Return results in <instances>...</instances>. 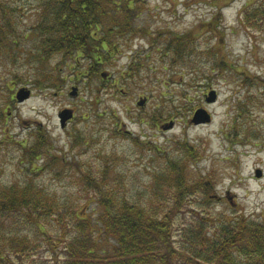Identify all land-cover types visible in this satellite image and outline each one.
Instances as JSON below:
<instances>
[{"label":"rangeland","instance_id":"obj_1","mask_svg":"<svg viewBox=\"0 0 264 264\" xmlns=\"http://www.w3.org/2000/svg\"><path fill=\"white\" fill-rule=\"evenodd\" d=\"M4 1L14 15L0 40V187L33 181L47 203L34 223L0 217L7 236L31 244L16 264H65L74 218L95 223L107 195L152 213L173 211L176 260L189 258L182 247L202 219L209 236L224 218L264 223V25L246 22L264 0H133L129 30L110 37L107 30L126 23L112 7L115 21H104L95 37L115 41L120 52L96 75L86 58L43 63L38 0ZM21 90L31 92L22 103ZM211 90L219 98L208 105ZM200 108L211 123L192 124ZM65 109L75 116L63 129ZM40 128L50 140L39 156H26ZM182 164L192 194L176 211L180 178L172 167ZM107 240L105 249L114 241Z\"/></svg>","mask_w":264,"mask_h":264},{"label":"trees","instance_id":"obj_2","mask_svg":"<svg viewBox=\"0 0 264 264\" xmlns=\"http://www.w3.org/2000/svg\"><path fill=\"white\" fill-rule=\"evenodd\" d=\"M7 3L0 0L2 42V25L12 12ZM38 3L41 6L38 28L42 55L40 60L47 64L54 55H60L63 63L66 60L78 62L77 58H86L93 60L89 69L90 72L93 71V75L99 72L105 61L109 62L113 55L120 52L115 41L100 42L95 37L104 21H115L116 16L111 15L110 9L114 7L116 12L125 14L126 22L107 30L111 37L117 30H129L132 15L128 16V13L136 7H130L134 4L133 0H38ZM263 9L264 6L259 5L246 16L247 24L252 25L254 30L261 24L264 25ZM97 41L98 44L95 43ZM55 70V67L52 68L53 72ZM48 74L50 73H44L47 76ZM60 78L59 74L50 75L51 86L57 87L56 83ZM45 80L46 78H42L40 81L43 83ZM37 136L35 144L26 148V156H39L37 152L41 145L50 140L45 128H40ZM187 151L190 157L197 159L191 148ZM183 167V164L172 167L174 178H180L176 186L179 194H176L173 207L176 211L181 199L192 194L187 186ZM204 185L211 188L210 182ZM110 198L108 195L107 199L99 198L105 208L95 223L74 218L71 227L74 236L66 246L65 264H197L195 261L206 264H264V223L248 221L245 218H224L215 223L217 226L214 235L209 236L206 221L202 219L200 223H193L194 227L190 229L192 238L189 237L190 241L183 244L182 252H187L186 257L189 258L176 260L171 241L174 230L173 211L169 210L164 214L152 213L128 203L126 199L119 200L117 196ZM46 205L44 192L37 189L33 181L22 186L14 184L5 189L0 187V217L11 215L34 223L42 218ZM58 223H61V219ZM102 236L106 242L109 238L114 239L106 249L103 247ZM183 239L186 240V237L183 236ZM29 247L31 244L28 242L15 241L13 237L7 236L5 230L0 229V264H16L24 258Z\"/></svg>","mask_w":264,"mask_h":264},{"label":"water","instance_id":"obj_3","mask_svg":"<svg viewBox=\"0 0 264 264\" xmlns=\"http://www.w3.org/2000/svg\"><path fill=\"white\" fill-rule=\"evenodd\" d=\"M77 94H78V89L76 87L72 88L70 95L74 97V96H77ZM30 95H31L30 91L21 90L17 94V99L20 103H22L25 100H27ZM217 99H218V93L215 90H211V92L206 97V103L215 104L217 102ZM144 104H145V99H142L139 102V105L144 106ZM73 117L74 115H73L72 110L65 109L62 112H60L59 119H60L62 128H65L67 125V122L73 119ZM212 118L213 116L208 110H206L205 108H200L194 113V116L191 122L194 125L209 124L211 123ZM262 174H263L262 171L260 170L257 171L258 177H261Z\"/></svg>","mask_w":264,"mask_h":264}]
</instances>
